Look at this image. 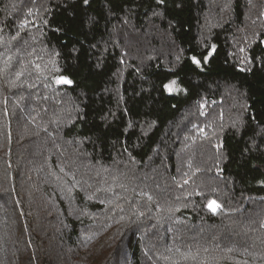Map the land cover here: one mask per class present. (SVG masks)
<instances>
[{
	"label": "trees",
	"instance_id": "16d2710c",
	"mask_svg": "<svg viewBox=\"0 0 264 264\" xmlns=\"http://www.w3.org/2000/svg\"><path fill=\"white\" fill-rule=\"evenodd\" d=\"M0 264H264V0H0Z\"/></svg>",
	"mask_w": 264,
	"mask_h": 264
},
{
	"label": "snow or ice",
	"instance_id": "6c2138e0",
	"mask_svg": "<svg viewBox=\"0 0 264 264\" xmlns=\"http://www.w3.org/2000/svg\"><path fill=\"white\" fill-rule=\"evenodd\" d=\"M160 2L162 3L163 0H160ZM84 3L87 4L88 0H84ZM215 50V46H213V51ZM241 51H243V49H241ZM211 55V52L203 57V61L207 62L209 56ZM191 62L196 65V66H200L201 64V59L197 58L196 55H193L191 58ZM243 70V69H242ZM57 83H64V84H68L71 83V81L69 79H67L66 77H61L58 79ZM176 81L173 80L167 84H164L163 87L165 90H167L168 92H172L174 90H176L173 86L175 85ZM185 183H187V181H185ZM207 207L210 209V211H212L213 213H215L217 211V209H219L221 206L215 201H210L207 205Z\"/></svg>",
	"mask_w": 264,
	"mask_h": 264
},
{
	"label": "rangeland",
	"instance_id": "374dc122",
	"mask_svg": "<svg viewBox=\"0 0 264 264\" xmlns=\"http://www.w3.org/2000/svg\"><path fill=\"white\" fill-rule=\"evenodd\" d=\"M174 88H175V85L173 86ZM213 201V200H212ZM221 208V207H220ZM220 208L219 209H217V211L215 212V213H218V211L220 210Z\"/></svg>",
	"mask_w": 264,
	"mask_h": 264
}]
</instances>
